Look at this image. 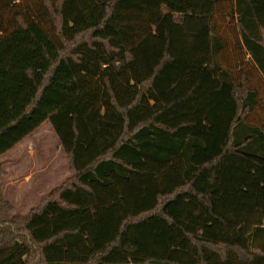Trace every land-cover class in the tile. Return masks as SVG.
<instances>
[{
    "label": "trees",
    "instance_id": "obj_1",
    "mask_svg": "<svg viewBox=\"0 0 264 264\" xmlns=\"http://www.w3.org/2000/svg\"><path fill=\"white\" fill-rule=\"evenodd\" d=\"M17 1L0 0V158L49 121L71 175L26 214L0 185V264H264L259 90L214 35L231 6L264 73V0Z\"/></svg>",
    "mask_w": 264,
    "mask_h": 264
},
{
    "label": "rangeland",
    "instance_id": "obj_2",
    "mask_svg": "<svg viewBox=\"0 0 264 264\" xmlns=\"http://www.w3.org/2000/svg\"><path fill=\"white\" fill-rule=\"evenodd\" d=\"M39 0H18L22 7L37 6ZM222 14L214 18V35L219 36L224 48L217 56L219 63L227 67L235 79L241 71L248 73L249 83L259 90L260 102L255 106L249 120L254 124L264 123V73L260 72L254 61L238 46L239 28L225 14L232 11L231 6L222 5ZM264 33V32H263ZM4 172L2 176L3 193L13 205L14 214H26L41 201L43 195L71 175L69 162L60 140L49 121L40 126L29 137L0 158Z\"/></svg>",
    "mask_w": 264,
    "mask_h": 264
}]
</instances>
